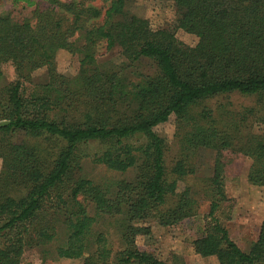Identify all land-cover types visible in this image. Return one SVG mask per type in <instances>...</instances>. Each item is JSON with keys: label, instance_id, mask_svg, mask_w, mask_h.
Listing matches in <instances>:
<instances>
[{"label": "trees", "instance_id": "obj_1", "mask_svg": "<svg viewBox=\"0 0 264 264\" xmlns=\"http://www.w3.org/2000/svg\"><path fill=\"white\" fill-rule=\"evenodd\" d=\"M10 1L31 10L21 19L0 13V80L3 65L14 72L0 86V264H21L29 248L42 262L170 264L137 239L153 223L196 216L199 199L208 210L194 253L264 264V216L243 250L216 215L227 156L249 157L247 181L264 186V0H172L174 24L157 29L126 0ZM101 48L124 61L101 65ZM59 50L77 59L73 76L57 70ZM139 61L149 72L133 69ZM40 68L46 80L34 82ZM231 95L256 101L235 109ZM172 117L177 152L168 165L155 127ZM91 143L98 150H86ZM204 149L214 152L211 172L194 181L192 157ZM85 157L133 174L97 183L83 174Z\"/></svg>", "mask_w": 264, "mask_h": 264}, {"label": "rangeland", "instance_id": "obj_2", "mask_svg": "<svg viewBox=\"0 0 264 264\" xmlns=\"http://www.w3.org/2000/svg\"><path fill=\"white\" fill-rule=\"evenodd\" d=\"M126 4L130 13L146 18L152 29L170 27L175 22L176 7L172 0H126ZM30 10L31 7L22 3L13 4L10 0H0V13H10L16 19L29 16ZM175 35L188 45H194L197 41L195 35L182 29H176ZM98 60L105 67H114L122 63L124 58L116 48L111 51H105L101 48ZM56 67L60 73L73 76L78 68V62L67 51L59 50L56 54ZM2 69L3 77L0 80V86L14 78V72L10 66L3 65ZM133 69L147 73L149 72L148 62L139 61L134 64ZM32 79L34 82L45 81V69L40 68L34 71ZM229 100L235 109H240L244 105H252L256 101L254 97L238 95H231ZM258 125L259 122L254 121L252 123L253 129L255 130ZM155 131L166 142V160L169 165L172 163V159L176 157L177 152L174 117L156 126ZM85 149L93 152L98 150V147H96V143H91ZM213 157L214 152L210 149L195 152L192 157V161L196 166L194 181L210 174ZM225 159L226 200L221 203L216 215L228 229L232 239L240 248L247 250L256 239L264 216V186L252 185L247 181L246 175L251 162L249 157L237 155L227 156ZM82 166L83 174L97 183L102 182L105 184L120 178H129L133 174L132 171L119 173L109 170L103 165L94 164L89 157L82 159ZM192 180L193 178H189L187 183L191 184ZM207 202L205 199H199L200 205L197 209V215L173 226L163 227L153 223L151 235L137 239L139 248L152 251L170 264H217L214 257H201L195 254L191 244L208 210ZM111 238L114 246H118V236L112 234ZM21 264H81V260L59 259L42 262L38 250L29 248L24 252Z\"/></svg>", "mask_w": 264, "mask_h": 264}]
</instances>
